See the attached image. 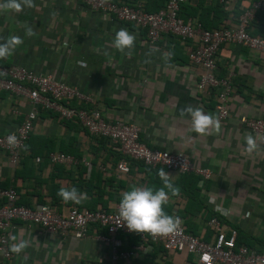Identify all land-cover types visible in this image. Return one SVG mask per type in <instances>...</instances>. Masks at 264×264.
Here are the masks:
<instances>
[{"label":"crops","instance_id":"0c3cea01","mask_svg":"<svg viewBox=\"0 0 264 264\" xmlns=\"http://www.w3.org/2000/svg\"><path fill=\"white\" fill-rule=\"evenodd\" d=\"M111 1L141 8L144 4V0ZM190 1L195 4L198 0ZM217 1L221 0H205V3L212 5ZM249 1L239 2L235 10L236 0H225L227 16L220 26L234 29ZM34 3L36 7L25 8L21 13L0 14V42L12 35L24 40L9 60L0 61V66L24 67L75 87L89 97L90 102L84 104L86 108L97 110L105 121L135 125L139 142L146 147L181 154L192 165L207 169L210 179L199 186L201 203L217 213L220 222L228 228L264 242V144L259 145L258 152L245 155L244 137L251 132L239 122L240 117H264V55L235 43L218 47L214 57L215 76L230 75L228 116L220 121L218 135L202 137L191 131L187 118L179 115L181 109L191 105L200 106L216 117L213 91L202 95L196 90L200 69L190 62L189 54L195 46L193 41L161 34L150 44L140 29L92 11L82 3L71 0H34ZM234 10L242 12L234 17ZM256 12L260 16L251 23ZM256 12L247 23L248 30L255 33L251 36L264 37V7ZM24 24L34 26L37 35L27 37ZM120 28H127L136 35L131 57L122 56L111 47L115 32ZM150 49L153 53L147 56ZM104 51L112 55L111 60L104 56ZM168 52L174 53L168 61L171 67H165L162 59ZM145 60L150 62L145 63ZM29 109L26 100L0 91V134L14 133ZM66 122L51 111H38L30 130V135L37 139L31 146L40 151L45 146L42 139L46 138L51 141L46 143V148H52L49 153L60 152L63 148L72 153L77 150L79 163L86 170L81 176L82 192L93 184L89 180L90 169L92 173L99 172L104 179L113 180L111 188H104L106 194L100 200L96 201L92 196L80 205L95 203V210L111 212L118 204L117 197L125 192V188L119 187V181H123L125 187L145 186L142 172L130 166L127 174H119L115 170L117 161L114 157H108L103 149L98 150L95 157L91 150L97 146L91 137L74 121ZM104 146L112 150L108 143ZM20 154L26 157L27 152L21 150ZM39 155L26 159L24 165L12 166L5 153L0 151V191L13 189L18 196L17 202L25 203L27 207L47 204L60 213H65L71 206L76 207L72 202L67 205L62 201L57 208L51 206L45 183L53 180L60 188L71 186L72 182L76 184L74 181L79 179V168L75 167L77 160L65 154L76 162L62 165L64 172L55 176L54 164L46 163L40 170L34 168L41 162L35 161ZM91 162H94L93 166ZM26 167L33 169L27 171ZM166 173L172 176V182L179 177L174 172ZM40 181L44 184L38 185ZM39 198L43 203H37ZM184 203L185 197L178 195L171 197L168 205L174 213ZM188 217L196 225L194 229L199 238L207 236L201 212ZM105 234L102 228L89 226L83 238L75 239L70 232L61 237L47 234L35 225L12 221L5 232L9 258L4 259L0 253V264H84L89 261L109 264L111 244L96 239L97 235ZM10 235L30 241V246L20 256L10 252ZM117 238L122 247L123 241L119 235ZM141 258L136 255L121 264H139ZM161 258L171 264H188L183 253L163 254Z\"/></svg>","mask_w":264,"mask_h":264},{"label":"built area","instance_id":"2783aa9c","mask_svg":"<svg viewBox=\"0 0 264 264\" xmlns=\"http://www.w3.org/2000/svg\"><path fill=\"white\" fill-rule=\"evenodd\" d=\"M71 1L82 3L90 10L111 16L118 22L133 25L144 32L150 44L155 43L161 34L176 37L181 41H193L195 46L189 58L190 62L200 69L196 90L202 95L213 91V108L219 121L228 116L227 100L231 82L230 75L224 78L215 76L214 57L218 47L225 43H235L264 55V37L251 36L245 30L253 14L264 7L263 0L251 3L249 8L238 17L236 26L232 30L224 27L204 30L194 20L180 19L177 15L179 7L187 0H167L163 8L154 13L144 12L139 5L132 7L111 0ZM0 91L24 99L30 106L14 132L20 142L16 148H10L7 143V137L12 133L0 134V151L5 153L8 163L12 166H17L20 151L28 138L38 111L44 110L51 111L61 120L75 118L77 124L89 135L108 139L112 149L121 155L115 165V170L119 174L128 172V159L138 161L150 168H163L166 172H174L178 175L193 174L198 177V186L210 179V172L207 169L192 165L187 157L178 153L150 149L140 143L135 125L120 121L107 122L94 109H71L62 105L60 101L76 100L85 104L89 103L90 99L75 87L56 81L49 75L38 74L19 66H0ZM239 122L253 135L264 136V117L260 119L240 117ZM39 160V158L35 159L36 162ZM46 161L50 165L64 166L76 162L71 156L60 152L48 153ZM0 199L5 201L0 206V253L4 259L9 258L5 232L12 221H20L35 225L47 234L63 237L70 232L75 239L83 238L89 226L103 228L105 236L97 235L96 239L111 244L112 254L109 264H116L118 261L128 262L136 255L145 256L154 248H161L165 254L192 255L194 264H264V252H257L244 245L236 246V231L228 228L215 217L205 223L210 233L207 241L185 233L181 224L174 235L163 238L138 234L137 243L129 250H122L117 236L133 232L120 226L122 222L118 215L119 204H116L111 212L71 206L65 213H60L47 204H37L33 207L17 204L18 196L10 188L0 191ZM84 264L102 263L89 261Z\"/></svg>","mask_w":264,"mask_h":264},{"label":"trees","instance_id":"16d2710c","mask_svg":"<svg viewBox=\"0 0 264 264\" xmlns=\"http://www.w3.org/2000/svg\"><path fill=\"white\" fill-rule=\"evenodd\" d=\"M167 0H144V4L142 6V10L144 12L147 13H154L159 11L160 9L163 8L165 2ZM243 0H236V5L234 6V8H236L235 10H237V5L239 2H241ZM256 0H250L248 2L247 5V9L249 8V6L251 5V3L255 2ZM251 2V3H250ZM225 0L222 1H217L215 3H213L212 5H207L205 3V0H198L195 4L191 3L190 0H187L185 3L181 4L179 7V11L177 13L178 17L184 21L187 20V18H194L202 29L204 30H213V29H217L220 28L222 26H220L221 22L226 18L227 16V9H225L224 4ZM250 3V4H249ZM233 11V15L234 17H238L240 15V13L242 11ZM259 13L256 12L251 20V23L254 22V18L259 17ZM249 25H246V32L249 35H254L255 33L253 31H249L248 30ZM60 103L68 108H73V109H87L86 105H84L83 103H79L76 100H70V101H60ZM89 110V109H87ZM42 111V110H40ZM66 124H69L71 121H74L75 123L76 120L71 119V120H66ZM78 125V124H77ZM78 127L83 130L89 137H91L92 141L96 144V148H93L91 150V153L96 157L97 156V152L98 150H104L105 154L108 155V157H114L116 161L119 160V158L121 157L120 153L111 150V148L109 150H107L105 148V144L108 143V145H110L111 147V143L108 139L106 138H101V137H95V136H91L89 135L85 129L81 128L79 125ZM37 138L36 137H32L29 133L27 140L25 141L23 147H22V151L23 152H27L26 157H22V155L20 154L19 156V161L17 163L18 165H24L26 163V159L30 160L35 158L36 156H38L39 154V158H40V163H38L36 165V167H34L37 170H40L47 162H46V157L47 154L52 150L51 146H48V148H46V143L51 142L48 139H42L43 143L45 146H42L40 151H36L35 148H33L31 146V143L34 142ZM27 145V150H24V146ZM60 152L64 153V154H70L73 158H75L77 160V165L75 166L76 168H79V173H78V177L79 179H77L76 184L72 182L71 186L68 185L66 186V188H71V187H76L78 188L81 192H82V178L81 176L85 173V167H81L80 163H79V156L76 152L72 153V151L67 150L66 148H63L60 150ZM127 163H128V172H129V167L133 166L135 167L137 170H139L140 172H142L145 176V186L147 187H155V188H159L161 186V180L159 178V176L157 175L158 170L161 169L159 167H155V168H150L148 166L143 165L142 163L138 162V161H134V160H128L127 159ZM94 162H91V166H93ZM63 166L62 165H57L54 164L53 165V169L55 171V176L56 175H61L64 170H63ZM27 171L30 169L32 170V168L30 167H26ZM127 172V173H128ZM126 173V174H127ZM179 177L173 181L174 185L179 187L180 189V193L179 195L184 196L185 197V203L183 205V207L178 210L175 211L174 213H172V207L169 206L168 204L165 206V212L169 215H173V216H178L180 217L181 221H182V228L184 230L185 233L191 234L192 236L199 238L198 234L195 232V224L189 220L188 216H192L194 212H201V221L202 223H206L210 218L215 217L220 221V217L217 213L208 210L205 208V206L201 203V200L199 199V194H200V187L198 186V177H196L193 174H182V175H178ZM93 181V184H91L90 188L88 190H85L84 192L87 193L88 197H92L95 196L96 197V201L100 200L101 197L106 194L104 191V188H111L110 183L113 182V180L111 178H107L104 179L101 174L99 172H94L92 173V169H90L89 171V180ZM37 184V183H36ZM40 184H44L43 181L38 182V185ZM101 184H104L103 186ZM119 187L121 188H125L124 191L129 190V188L131 186L125 187V183L123 181H119L118 182ZM144 186V187H145ZM45 187H46V194L47 196H49L50 198V205L54 206L55 208L59 207V203L61 202V199L57 196V192L59 190V185L54 183L53 180H50V183H45ZM109 196V195H108ZM37 197V195H36ZM122 195H119L116 199V202L119 204L120 200H121ZM3 201L0 202V206H2L4 204V199H2ZM37 203H43V200L41 198H39L37 200ZM71 202L67 203V205H69ZM17 204L23 205V206H27V204L22 203V202H17ZM77 205V204H76ZM75 205V206H76ZM95 203L91 206L87 205V206H83V205H77L76 207L78 209H89V210H95L94 208ZM56 210V209H55ZM98 227V226H95ZM100 228V227H98ZM234 228V227H233ZM103 229V228H102ZM104 230V229H103ZM105 231V230H104ZM236 231V230H235ZM210 233H207V236L203 237L202 239L207 241L209 238ZM120 240L123 241V246L121 247L122 250H129L130 247L134 246L137 241H138V234L137 233H131L128 235H121L119 234ZM200 239V238H199ZM235 245H244L248 248L254 249L257 252H264V242L258 238H252V237H246L243 234H238L236 232V237H235ZM165 254L164 251L161 248H154L150 253H148L145 256H142L141 261L138 262L139 264H171L170 261L164 260L161 258V255ZM123 263L122 261H118L116 264H121ZM186 263L188 264H194V258L192 255H186Z\"/></svg>","mask_w":264,"mask_h":264},{"label":"clouds","instance_id":"9594fccd","mask_svg":"<svg viewBox=\"0 0 264 264\" xmlns=\"http://www.w3.org/2000/svg\"><path fill=\"white\" fill-rule=\"evenodd\" d=\"M36 7L34 0H0V14L3 13H21L27 9ZM27 37H35L37 33L34 26L24 24ZM136 42V35L129 32L127 28H120L115 32L111 47L119 52L122 56L131 57L132 50ZM24 43L20 36L12 35L0 42V61L9 60L16 49ZM153 50L150 49L146 54L151 56ZM104 56L112 59V55L108 51H104ZM173 52H168L163 55L162 59L165 62V67H171L168 63L173 57ZM150 60H145L149 63ZM181 118H187L191 124V131L198 136L206 137L209 135H218L221 131V124L217 117L213 114H208L200 106H186L179 112ZM7 143L10 148H16L20 143L15 133L8 135ZM245 147L243 153L251 155L259 151V145L264 144V136H253L251 133H246L244 137ZM27 150V145L24 146ZM157 175L161 180V186L155 187H137L131 186L129 190L123 192L119 206L118 215L122 222L120 226L127 228L129 232L137 234H147L154 238H163L169 235H174L180 228L182 221L180 217L169 215L165 212V206L169 203L171 197L178 196L180 193L179 187L175 186L168 173L163 168L158 170ZM57 196L65 204L72 202L80 205L88 199L86 192H81L76 187L59 188ZM10 252L20 256L26 248L30 246V241L18 238L17 235H10Z\"/></svg>","mask_w":264,"mask_h":264}]
</instances>
